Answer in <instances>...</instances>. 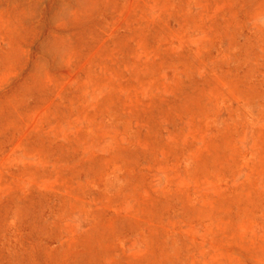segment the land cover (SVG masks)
I'll return each instance as SVG.
<instances>
[{"label": "rangeland", "instance_id": "rangeland-1", "mask_svg": "<svg viewBox=\"0 0 264 264\" xmlns=\"http://www.w3.org/2000/svg\"><path fill=\"white\" fill-rule=\"evenodd\" d=\"M0 264H264V0H0Z\"/></svg>", "mask_w": 264, "mask_h": 264}]
</instances>
